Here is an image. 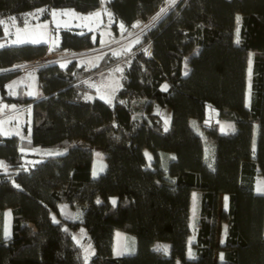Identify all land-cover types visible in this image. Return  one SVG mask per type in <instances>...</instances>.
I'll return each instance as SVG.
<instances>
[{
    "label": "trees",
    "instance_id": "trees-1",
    "mask_svg": "<svg viewBox=\"0 0 264 264\" xmlns=\"http://www.w3.org/2000/svg\"><path fill=\"white\" fill-rule=\"evenodd\" d=\"M164 2L108 0L113 35L127 33ZM101 5L0 0V17L24 24L27 12L40 6L92 11ZM99 35L65 28L55 49L93 47ZM48 52L46 42L3 46L0 68ZM116 59L106 52L91 69L75 61L42 67L37 96L26 87L11 93L8 84L18 72H0V105L32 107L29 138L0 131V264H264V195L255 188L257 174L264 179V0H180L140 36L114 103L90 98L79 79ZM208 105L234 129L225 133L207 123ZM21 145L67 150L30 164ZM93 147L104 151L97 176ZM62 204L79 217L65 218ZM79 226L94 250L87 261L73 237ZM117 230L133 239L122 254L115 253ZM161 243L167 255L155 250Z\"/></svg>",
    "mask_w": 264,
    "mask_h": 264
},
{
    "label": "rangeland",
    "instance_id": "rangeland-1",
    "mask_svg": "<svg viewBox=\"0 0 264 264\" xmlns=\"http://www.w3.org/2000/svg\"><path fill=\"white\" fill-rule=\"evenodd\" d=\"M108 0H102V5L92 11H79L73 7H53L47 10V7L40 6L27 12V20L24 24H19L15 17H0V23L3 27V36L0 38V47L6 45H19L23 43H40L46 42L50 45L51 53H66L70 52L71 57H61L55 64L66 65L69 59H75L74 61L78 65L83 66L84 69L93 68L100 60V57L106 52L112 53V55L117 58L116 62L110 64L107 67L100 68L92 72L89 75L81 77L79 81L85 82L88 91L87 95L90 98L99 97L110 103H114L116 90L121 86V81L123 78L124 68L129 63L130 54L133 51L134 46L139 40L140 36L145 33L148 29L154 27L161 18H163L169 11L164 13L162 17L155 22L151 27H146L150 21L138 20L140 26L133 27L127 33H121L119 36L113 35L112 24L114 22L112 13L106 6ZM176 2V0H175ZM174 2V3H175ZM173 6V4H171ZM170 0L165 1V4L156 12H160L162 8L170 9ZM48 12V16L47 15ZM99 15H95V13ZM55 13V15H53ZM63 13H68L67 15ZM14 18V19H13ZM146 21V22H145ZM133 23V25L137 24ZM148 22V23H147ZM65 28H80L85 30H93L95 33L99 32L100 43L93 47H88L89 49H84L75 53L72 50L67 49H55L57 44L61 39V30ZM121 28V25H120ZM123 28L120 29L122 32ZM129 34V35H128ZM115 42V43H114ZM48 52L46 55L50 54ZM117 53L118 55H114ZM117 69H121L117 71ZM18 74L11 80L8 84L11 93H18L20 85L19 83H26V92L29 95L37 96L40 93L38 85L37 71L23 72L15 71ZM164 86V85H163ZM31 104V103H30ZM156 111L162 107L157 105ZM166 110L169 112V108L166 106ZM213 107L211 105L207 106V123L216 122L220 131L230 132L234 129V122L231 120L220 119L218 114H212L211 110ZM12 111L6 117L5 113ZM162 111V110H161ZM170 114V112L168 113ZM167 112L164 114V122L167 120L170 124V115ZM32 128V107L24 106L21 107L17 103L2 102L0 105V131L5 135L18 134L21 137L29 138L31 135ZM77 143H82L87 145L85 142L80 140ZM207 151L212 154L214 147L210 144L206 146ZM21 152L23 153L24 159L27 163L33 164L37 161L44 159L49 155H57L67 148H62L58 146H42V145H21ZM147 154L148 163L151 165V160L153 159L149 149H145ZM105 168L104 161V151L101 148L93 147V166H92V176L96 173L97 176ZM264 185V179L261 174L256 176V187ZM221 201H225L224 195H220ZM195 203V197H194ZM194 213V211H193ZM62 215L71 220L77 219L79 214L71 208L68 204H62ZM11 224V214L10 211L6 212L5 219V232L10 233ZM222 226L218 228V232H221ZM73 237L75 241H79L84 256H88L89 260L93 253V246L88 238L87 232L83 226H79L73 232ZM133 244V239H127L126 234L121 231H116L115 240V253L122 254L127 250H130ZM160 245L166 246V244L161 243ZM88 250V251H86Z\"/></svg>",
    "mask_w": 264,
    "mask_h": 264
},
{
    "label": "built area",
    "instance_id": "built-area-1",
    "mask_svg": "<svg viewBox=\"0 0 264 264\" xmlns=\"http://www.w3.org/2000/svg\"><path fill=\"white\" fill-rule=\"evenodd\" d=\"M165 1L167 3V0H165ZM179 1L180 0H176V2L173 4V6H171L170 9H168L167 11H169L173 7H175L178 4ZM164 4H165V2H164ZM155 14L150 16L148 19H145L146 21H148V20L150 21V23L148 25L152 24V20H153V17H155L154 16ZM140 20L143 21V19H140ZM85 49H89V48H85ZM81 50H84V49L72 50V51L75 52V53H79V51H81ZM71 56H72V54H70V52L60 53V54L59 53L55 54V53H51L50 52V54H48V55L44 54V55L35 57L33 59L18 60L16 62H14L13 64H11L10 66L0 68V72H3V71H23V72L38 71L42 67H45V66L51 65V64H55V62H57V60H59V58H61V57H66L67 58V57H71ZM74 60L75 59H69V62L74 61Z\"/></svg>",
    "mask_w": 264,
    "mask_h": 264
},
{
    "label": "snow or ice",
    "instance_id": "snow-or-ice-1",
    "mask_svg": "<svg viewBox=\"0 0 264 264\" xmlns=\"http://www.w3.org/2000/svg\"><path fill=\"white\" fill-rule=\"evenodd\" d=\"M174 2H175V0H170V6H171V4H174ZM167 10H168L167 8H162V9L160 10V12L157 13V15H156L155 17H153L152 25H154L155 22H156L157 20H159V19L161 18V16H162L164 13L167 12ZM63 14L67 15L68 13H63ZM53 15H55V13H53ZM95 15L98 16L99 13L97 12V13H95ZM13 19H14V18H13ZM237 20H239V17L237 18ZM152 25H146V27H151ZM139 26H140L139 22H137V24L133 25V27H139ZM121 28H123V25H121ZM137 42H138V41H137ZM145 51H147V50H145ZM114 55H118V54H117V53H114ZM61 66L64 67L65 65H61ZM120 70H121V69H117V71H120ZM249 74L251 75V70H249ZM185 75H187V72H185ZM162 90L166 91V90H167V85H164L163 88H162ZM167 123H168V121L166 120V121H165V125H167ZM165 131H167V127H165ZM146 155H147V154H146ZM172 159H175V157H172ZM0 166H3V165H2V162H0ZM93 175L95 176L96 173H93ZM256 191H257L258 194L264 195V188L260 187L259 185L257 186ZM97 203H100V201L98 200ZM112 204H113V205L116 204V200H115V199L112 200ZM225 208H227V197L225 198ZM53 220H54V222L59 223V221L55 220V217L53 218ZM5 235H6V236L8 235L7 231L5 232ZM77 242L79 243V241H77ZM155 250H156L157 252H162L164 255H167V254H168V247H167V246L159 245V246L156 247ZM86 251H88V250H86ZM118 254H119V253H118ZM188 255H189V258H190V259H194V258H195V257H194V254L191 252V248H189ZM87 259H88V256H85V261H87ZM220 259H221V261H223V259H224L222 253H221V255H220Z\"/></svg>",
    "mask_w": 264,
    "mask_h": 264
},
{
    "label": "crops",
    "instance_id": "crops-1",
    "mask_svg": "<svg viewBox=\"0 0 264 264\" xmlns=\"http://www.w3.org/2000/svg\"><path fill=\"white\" fill-rule=\"evenodd\" d=\"M138 20H140V19H137L135 22H137ZM119 25H122L121 23L119 24ZM98 62V61H97ZM249 70V69H248ZM19 85H20V88H24V87H27V84L26 83H19ZM163 85H167L166 83H164ZM24 106H31V104L29 103V104H26V105H23V106H21V107H24ZM12 111H8L7 113H5V117L7 116V115H9L10 113H11ZM211 112H212V114H214V115H217V110L216 109H212L211 110ZM2 133V132H1ZM3 134V133H2ZM5 135V134H4ZM261 187L262 188H264V185H261ZM255 188L257 189V187H256V185H255ZM7 212V211H6ZM5 219H6V213H5Z\"/></svg>",
    "mask_w": 264,
    "mask_h": 264
},
{
    "label": "water",
    "instance_id": "water-1",
    "mask_svg": "<svg viewBox=\"0 0 264 264\" xmlns=\"http://www.w3.org/2000/svg\"><path fill=\"white\" fill-rule=\"evenodd\" d=\"M162 19V18H161Z\"/></svg>",
    "mask_w": 264,
    "mask_h": 264
}]
</instances>
